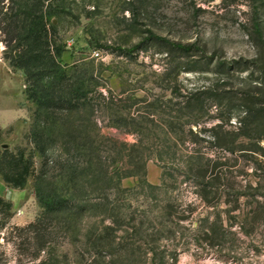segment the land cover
<instances>
[{
    "label": "rangeland",
    "instance_id": "obj_1",
    "mask_svg": "<svg viewBox=\"0 0 264 264\" xmlns=\"http://www.w3.org/2000/svg\"><path fill=\"white\" fill-rule=\"evenodd\" d=\"M57 1L65 12L58 30L62 64L93 61L96 82L145 121L150 143H159L165 131L166 146L183 155L205 154L216 161L221 179L203 188L185 158L168 164L170 173L148 160L122 187L146 181L163 188L120 199V227L113 228L112 217L87 210L100 203L102 183L93 193L86 180V191L71 201L62 173L45 167L35 151L36 107L27 98L23 73L5 60L0 44V148H24L34 156V173L24 188L9 187L0 177V198L12 204L0 229V264H264V157L250 155L251 145L239 137L243 115L237 101L225 102L246 92L264 100L254 95L262 78L256 68L264 60V0ZM173 92H206L224 105L188 126ZM95 119L104 139L138 140L108 127L102 113ZM259 144L264 149V139ZM55 188L70 202L52 212L45 197Z\"/></svg>",
    "mask_w": 264,
    "mask_h": 264
},
{
    "label": "trees",
    "instance_id": "obj_2",
    "mask_svg": "<svg viewBox=\"0 0 264 264\" xmlns=\"http://www.w3.org/2000/svg\"><path fill=\"white\" fill-rule=\"evenodd\" d=\"M64 14L57 0H0V44L4 46V58L12 68L23 73L27 98L36 107L31 133L34 149L45 159V167L51 164L62 173L60 178L67 181L65 190L71 195V201L86 191V180H90L93 193L102 183L100 203L94 202L89 208L86 206L87 210L112 217L113 228L118 229L121 222L120 199H126V195L135 199L145 194L146 188L153 192L163 188L146 181L134 188L122 187V180L138 175L148 160L154 159L170 173L172 169L168 164L185 158L186 166L191 173L194 172L198 186L207 188L220 183L221 177L213 168L216 161L198 152L183 155L180 150L170 149L166 146L169 140L165 131L161 133L164 137L159 142L163 145L161 148L157 147V138L155 143H150L153 136L143 132L145 121H137V117L130 114V106L96 82L93 61L71 67L62 64L60 58L64 46L58 37V30ZM256 72L262 78L258 80L260 86L254 89V95H264V60L257 65ZM173 94L176 95L174 98L181 99L176 111L185 117L188 126L196 123L208 109L224 105V99L212 98L206 92L181 97L175 92ZM233 96L225 98V102H238L236 107L243 115L238 120L239 137L251 145L250 155L264 157V149L259 144L264 139V100L256 98L251 92L242 93L240 97ZM97 112L107 117L108 127L134 134L138 140L126 144L101 137L95 119ZM55 147L59 151L56 155L53 154ZM211 162L212 169L209 167ZM33 173L32 153H27L24 148L14 151L0 148V177L6 185L22 189ZM185 173L178 175L185 177L188 174ZM57 190L55 188L45 197L48 199L46 207L52 212L68 207L70 202L63 200ZM11 213L12 204L0 198V229L5 227ZM130 229L135 231L136 227L132 225Z\"/></svg>",
    "mask_w": 264,
    "mask_h": 264
}]
</instances>
